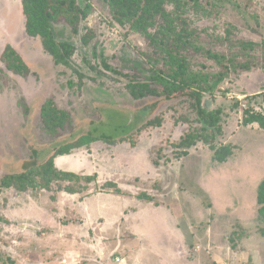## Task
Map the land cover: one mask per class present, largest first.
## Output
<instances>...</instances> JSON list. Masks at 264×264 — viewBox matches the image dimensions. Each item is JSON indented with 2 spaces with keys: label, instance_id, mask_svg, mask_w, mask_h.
<instances>
[{
  "label": "rangeland",
  "instance_id": "1",
  "mask_svg": "<svg viewBox=\"0 0 264 264\" xmlns=\"http://www.w3.org/2000/svg\"><path fill=\"white\" fill-rule=\"evenodd\" d=\"M90 4L78 34L53 25L55 41L73 46L67 63L56 64L40 38L26 34L21 1L0 0V264H119L130 246L135 252L123 264H264L256 211L264 130L243 121L263 108L260 64L235 68L200 99H133L130 78L152 81L148 40L114 20L103 3ZM165 14L178 31L189 26L201 44L227 56L242 58V43L264 41V0H168ZM7 46L26 73L6 67ZM246 48L261 58V47ZM191 61L219 69L201 53ZM206 99L218 121L203 130L197 107ZM47 101L62 113L61 124H45ZM193 133L191 146L181 144ZM83 134L97 138L57 155L54 165L93 181L44 189L32 173L34 187L1 186L4 177L29 174ZM221 145L232 146V154L219 163L211 147ZM68 185L79 191L66 192Z\"/></svg>",
  "mask_w": 264,
  "mask_h": 264
},
{
  "label": "trees",
  "instance_id": "2",
  "mask_svg": "<svg viewBox=\"0 0 264 264\" xmlns=\"http://www.w3.org/2000/svg\"><path fill=\"white\" fill-rule=\"evenodd\" d=\"M22 12L25 18L24 28L28 36L39 37L41 45L48 53L54 63L66 64L73 53V46L65 41L56 42L54 38L53 25L57 23L65 24L73 34L79 33V25L91 11V0H86L85 6L79 7L76 0H20ZM103 3L110 11L111 17L122 24H128L135 32L142 34L149 43L151 53L154 56L152 81H139L130 78L129 93L133 99L154 96L162 97L168 101H174L181 98L200 99L203 93L217 90L220 83L229 72L235 68L250 69L260 64L264 70V41L261 44L254 42H244L243 52L239 56H227L211 50L198 40L199 35L189 26L182 27L180 31L165 14V4L168 0H96ZM167 17L160 21L162 18ZM91 31L89 30V33ZM89 33L81 37L83 43H87ZM255 47L262 48V56L257 59L250 54ZM201 53L202 56L214 61L218 70L206 69L204 64L201 68H194L191 57ZM147 57L152 58L150 54ZM2 61L6 67L16 73H26L28 66L17 54L14 48L7 46L1 55ZM156 59V60H155ZM159 59L163 60V63ZM164 65V66H163ZM195 65H198L197 63ZM263 108L260 112L247 113L250 115L244 118V123H257L264 130V93ZM199 122L203 130L215 127L218 116L212 115L206 107L198 106ZM244 115H248L245 114ZM42 118L45 124L51 122L61 124L63 115L59 113L52 101H47L42 107ZM97 137L92 134H83L76 139L75 143L60 145L55 152L39 163L37 169H33L29 174L21 172L16 175H8L1 181V186L8 187L11 182L19 183L20 189L34 187L38 185L47 189L53 182L78 181L85 179L86 182L94 180V176L79 175L73 171L58 169L54 165V158L57 155L68 154L72 149L92 143ZM197 134H188L182 141L186 147L191 146ZM209 141V140H208ZM214 151L212 159L222 163L232 154V146L221 145L211 147ZM185 153V152H184ZM37 166V164L35 163ZM41 176L39 183L35 185L32 176ZM25 182L26 186H22ZM64 190L69 193H76L74 186L68 185ZM116 191H119L118 188ZM256 211L263 227L259 229L261 235H264V179H262L256 188Z\"/></svg>",
  "mask_w": 264,
  "mask_h": 264
},
{
  "label": "crops",
  "instance_id": "3",
  "mask_svg": "<svg viewBox=\"0 0 264 264\" xmlns=\"http://www.w3.org/2000/svg\"><path fill=\"white\" fill-rule=\"evenodd\" d=\"M54 159H55V158H54ZM54 164H55V163H54ZM0 217H1V216H0ZM3 222H4V221H3ZM71 222H72V220H70V221H66V222L64 221L63 224H66V225H67V224H71ZM84 241H85L84 244H85L86 246L89 245V242H87L86 240H84ZM92 249H93V248H92ZM93 250H94V249H93ZM123 251L125 252V254H124V256H123L122 262H119V264H123V263H126V262H127V261L125 262V260H127V258H129L130 255H132L133 252H135V247H131V246L128 247V248L125 247V248L123 249ZM106 252H108V249H107V250L104 249V254H103V256L106 255ZM91 253H92V255H93V252H92V251H91ZM72 255H73V256H72V257H73L72 259L75 260L76 257H77L76 254H73V253H72ZM125 256H126V257H125ZM69 259H70V258L66 257L65 260H66V261H67V260L69 261ZM90 259H92V258H90ZM93 259H94V258H93Z\"/></svg>",
  "mask_w": 264,
  "mask_h": 264
},
{
  "label": "water",
  "instance_id": "4",
  "mask_svg": "<svg viewBox=\"0 0 264 264\" xmlns=\"http://www.w3.org/2000/svg\"><path fill=\"white\" fill-rule=\"evenodd\" d=\"M204 106L206 107V108H210L211 107V102L209 101V100H205L204 101Z\"/></svg>",
  "mask_w": 264,
  "mask_h": 264
}]
</instances>
